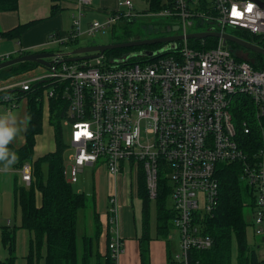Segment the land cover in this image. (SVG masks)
<instances>
[{
    "label": "built area",
    "instance_id": "built-area-1",
    "mask_svg": "<svg viewBox=\"0 0 264 264\" xmlns=\"http://www.w3.org/2000/svg\"><path fill=\"white\" fill-rule=\"evenodd\" d=\"M199 1L166 3L170 6L164 15L176 21L170 25L178 28L176 36L183 40L164 44L151 51V57L134 61L136 54L100 55L59 63L64 53H55L58 56L51 67H42L46 70L42 76L0 84V108L5 112L12 113L19 106L14 91L25 93L36 87L43 92V109L48 113L50 99L56 95L66 103L62 124L70 128L72 148L63 170L67 183L75 184L86 166L100 162L116 184L121 176L130 177L137 170L136 193L141 175L151 201L158 198L163 183L170 188L168 212L178 236L170 264H190L191 252L213 246L204 221L217 205L220 164L241 165L242 179L255 195L254 233L264 235V68L256 70L247 61H238L222 39H217L215 48L204 50L191 48L185 38L193 34L190 29L199 20L207 29L204 32L226 34L230 27L264 38V0H206L204 10L198 9ZM90 4L91 0H76L68 34L60 38L52 34L50 41L63 45L92 37L125 18L114 11L83 28ZM123 5L131 10L133 2L124 0ZM26 53L21 49L15 54ZM9 57L13 55L0 59ZM243 99L248 105H242ZM237 104L243 114L235 110ZM238 131L256 134L261 146L247 155L237 141ZM19 174L28 185L32 163H24ZM119 203L114 191L105 213L107 249L114 264L123 252ZM168 238L172 240V234Z\"/></svg>",
    "mask_w": 264,
    "mask_h": 264
},
{
    "label": "trees",
    "instance_id": "trees-1",
    "mask_svg": "<svg viewBox=\"0 0 264 264\" xmlns=\"http://www.w3.org/2000/svg\"><path fill=\"white\" fill-rule=\"evenodd\" d=\"M8 1L10 4L6 7L1 6L0 9L14 10L16 8L18 0ZM147 2L150 10H165L170 6L166 4L170 0H147ZM2 3V0H0V5H3ZM207 4L206 0H200L198 9L204 10ZM56 12V8L52 7L51 13L55 14ZM119 14L122 16L124 13L120 12ZM123 19V17L120 18V20ZM197 26L204 28L201 20L198 21ZM25 27L18 26L4 36L11 39L19 38ZM114 27L115 25L112 28V32ZM170 27L173 26L168 24L165 30ZM204 29L207 30L206 28ZM231 36L264 49V38L253 36L247 31L243 30ZM136 40H140V37L130 36L129 32H126L123 39H118L113 44ZM217 43L218 40L216 38L188 41L191 48L204 50L215 48ZM158 46L160 47L161 45L108 50L103 55L108 58H117L136 54V57H134V61H136L145 59L143 55L145 49L155 51L159 49ZM226 47L238 61H247L256 70L264 68V56L254 52L252 54L243 53L239 51L242 48L232 42H228ZM46 52L63 53L62 51L54 52L52 50H46ZM240 52L246 57H243ZM0 63H2L1 59ZM39 66L36 63L24 62L1 69L0 83L10 81L27 72V70ZM35 89L25 93L16 90L12 93L17 98V101L26 100L27 116L24 144L18 149H13V152L17 155L14 168L19 170L24 163L29 162L32 163L33 174L32 180L28 185L19 186L17 184L18 179L15 178L14 195L16 205L19 206L21 212L20 222L13 228L4 227L2 231V241L7 247L10 256L5 261L0 262V264H14L15 262V257L11 254L15 250L16 230H24L31 236V250L28 255L30 263L35 261L42 264H91L93 256L89 253V248H85L86 251L81 256V259L79 258L75 228L76 213L85 206L86 197L83 193L73 190L72 184L67 183L63 176L65 165L63 154L67 148V142L64 140L62 122L65 117L66 103L58 95L50 99L49 124L54 131L55 149L53 152L34 160L35 139L42 132L43 120V92L40 91V87ZM243 104L248 105V100L243 99ZM234 107L238 112L243 111L241 104H237ZM240 114H243V112H240ZM237 141L240 148L247 155L255 152L261 146L256 134L247 136L242 134V131H238ZM217 178L219 181L217 205L204 221L205 233L213 239V246L205 251L191 252L190 264H231L233 245L235 248V264H264V259L258 257L256 249L249 245L247 240V229L251 224L246 220L245 209H254L255 195L253 189L242 179L241 165L239 163L220 164ZM138 182L137 193L142 203L141 241H149L148 213L151 200L147 197L141 175ZM170 192V188L163 183L157 198L156 236L163 239H167L172 234L173 216L165 210L164 206V202L170 196ZM96 217L97 214H95ZM108 240L109 238L106 242V249ZM98 258L99 264L102 258L105 264H114L108 249L104 257L100 258L98 256Z\"/></svg>",
    "mask_w": 264,
    "mask_h": 264
},
{
    "label": "crops",
    "instance_id": "crops-1",
    "mask_svg": "<svg viewBox=\"0 0 264 264\" xmlns=\"http://www.w3.org/2000/svg\"><path fill=\"white\" fill-rule=\"evenodd\" d=\"M119 1L121 0H91V4L84 12L83 20L85 25H83L82 22V27L85 28L92 21H100L107 11H111L112 13L116 11L115 8ZM135 1L136 0H132L133 9L135 8ZM141 1H144L148 6L147 0ZM2 2L3 5H0V7H6L10 4L8 0H2ZM52 7H55L57 10L55 14L51 13ZM76 10V0H18L14 10H9L6 8L0 9V56L7 54L16 56L15 53L21 49L27 51L28 54H31L46 52V50H54L59 48L61 45H58L55 41H50L49 36L52 34H56L58 38L66 36L71 28V16L76 12ZM172 23L173 21L170 24ZM18 26H26L19 38L11 39L4 36L6 33L14 30ZM16 80L18 79L13 78L10 81L8 80V82H13ZM4 112V109L1 107L0 113ZM12 113L16 116L17 127L19 128L17 136L9 145V148L13 151V149H18L24 144V131L27 118L24 109H19L13 111ZM40 138H42V136H37L35 139V146L33 149L34 160L43 157L47 153L53 152L55 149L54 142L53 144L45 143L39 148L38 143ZM87 167L97 166L94 165ZM102 167L104 166H100L99 168ZM15 171L19 173V171L14 168V164L7 169H5L2 164H0V226L5 225L4 227H9L11 225L10 221L8 220V217L10 216L9 211H7L6 216L4 215L6 214V210L9 207L10 197L4 193L5 191H2L1 183L4 177H8L7 173ZM109 178L112 179L110 176ZM121 178L125 179V176H122ZM118 195L122 205L121 238L123 243V252L120 255L118 264H170L169 258L173 252L176 251L177 242H173L172 240H169V238L163 239L157 237L156 223L154 229H152V226L149 227V241H141L142 223L141 220H137L136 213L133 210V205H131L132 209L126 206L128 203V194L126 189L122 188V190L118 192ZM135 198L140 201L137 193L135 194ZM37 200L39 201V199ZM129 202L131 203L132 200H129ZM13 203L15 205L14 221L16 222L18 220L16 208L18 205L15 203V198H13ZM3 216H5V218L1 220ZM87 220L89 223V229L86 228L87 232L85 231L86 229H82L79 235L80 242L78 243V249H81L82 253L86 251L85 248H89V253L93 256L95 249L90 239L94 235H97L99 247L97 248L96 252L97 255L102 258L107 253L106 242L108 239V230L105 217L104 219L101 218L100 220L97 217L95 218L94 215L87 217ZM4 227H2L0 230V262L5 261L10 256L7 247L2 241V231ZM251 234L254 238H260V243L257 245V249H259L257 254L260 259H264V235H255L253 227L251 228ZM30 246L31 236L29 233L24 230H16L15 250L13 251L14 253L12 252L11 254L13 257H15L14 264H42L35 261H32V263L29 262L28 255L31 250ZM15 253H17V255H15ZM101 262L102 264H105L103 258L100 260V264Z\"/></svg>",
    "mask_w": 264,
    "mask_h": 264
},
{
    "label": "rangeland",
    "instance_id": "rangeland-1",
    "mask_svg": "<svg viewBox=\"0 0 264 264\" xmlns=\"http://www.w3.org/2000/svg\"><path fill=\"white\" fill-rule=\"evenodd\" d=\"M116 11L123 12L125 18L123 20H120L116 23L114 27V31L112 32V29L109 30H104L102 32H98L92 37H81L77 41L67 43L65 45H61L59 48L54 49L52 51H62L64 54L70 53L71 51L89 46V45H109L113 44L114 41H117L118 39H123L124 36L126 35V32H129L130 36L135 35L139 36L140 40H151V39H156V38H162L161 36L164 34H168V36H175L177 32H171V33H166L165 32V27L168 26L172 21L175 23V20H172L171 18L167 17L164 15L165 10H150L146 3L141 0H136L135 1V8L132 11H129L126 7L123 5V0L119 1L116 5L115 8ZM112 14L111 11H107L103 18H101L100 21H103L106 15ZM83 25L84 20H83ZM175 26V25H174ZM113 28V27H112ZM206 31L204 28H199L196 26V22L194 24V27L190 29L189 33H196V32H204ZM243 30L240 29H234V28H226L225 32L229 35H233L237 32H242ZM162 47L164 44H159ZM152 46V45H151ZM155 46V45H154ZM159 47V46H158ZM159 47V48H160ZM242 48V47H241ZM239 51L243 53H250L252 54L253 51L246 50L244 48L240 49ZM240 52V54H241ZM255 53V52H254ZM243 57H246L245 55L241 54ZM14 57V56H13ZM15 58V57H14ZM10 60V59H9ZM17 65V64H16ZM46 73V70L42 68L41 66L33 68L31 70H27V72H24L20 74V76L15 77L20 78V79H33L38 76H42L43 74ZM25 100H22L19 102L18 108H16L13 111L19 110V109H24L26 112V105H25ZM4 109V107H2ZM27 118V116H26ZM63 126V124H62ZM64 130V140L67 142V148L64 151V161L65 159L70 155L72 152V148L69 145V139H70V128L63 126ZM52 127L49 124V113L46 108L43 109V120H42V132L39 135L42 138L39 139V148L42 147L45 143L48 144H53L54 142V131H53V138H52ZM38 136V137H39ZM95 166L97 167H85L83 173H81L78 176V181L72 185V189L75 190L76 192H81L85 195L86 197V202L85 206L81 208L80 210L77 211L76 217H75V228H76V237H77V244L80 242L79 241V235L82 231V229H86L89 226L87 217L89 216H94L97 214V218L101 220V218L104 219L105 213L107 210L108 206V201L111 196V194L116 191L117 193L123 189H126L127 194H128V203L126 206L128 208H131V205H133V210L136 213V218L137 220H141L142 222V203L138 201L137 198H135V193H136V176L138 174L137 170L132 171V175L129 177L125 175V179H122L120 177L119 181L114 183L113 179L109 178L107 170L105 167L99 168L100 166H103L98 162ZM2 169V168H1ZM19 171V170H18ZM8 177H4L2 181V191H5L4 193L10 197V203L9 207L6 210L9 211L10 216L8 217V220L10 221L11 225L9 226L10 228H13L15 225H18L20 222V208L19 206L17 208V221H14V209L15 205L13 203V198H15L14 195V178H17L18 182L17 184L19 186L24 185L22 182H20V174L18 172H11L7 173ZM139 180V179H138ZM139 183V182H138ZM1 186V185H0ZM130 191V192H129ZM129 200H132L130 203ZM119 202V201H118ZM16 203V202H15ZM158 204V200H152L150 201L149 204V213H148V218H149V227L152 226V229L155 228V223H156V205ZM165 210L168 211V209L171 206V200L169 196L166 198L164 202ZM119 207L121 210V203H119ZM132 209V208H131ZM245 213L247 215L246 220L251 226L248 227V243L251 245L253 248L259 252V249H257L258 243H260V238L259 237H253L251 234V228L253 226V220H252V210L247 208L245 209ZM5 216L1 218L4 219ZM99 216V217H98ZM5 225L0 226V230L2 227ZM89 229V228H88ZM87 232V229L85 230ZM173 239V242L178 241V236L174 231L171 232ZM90 241L93 243L94 247V254L93 257L91 258V264H99L98 256H97V248L99 247V242H98V236L94 235ZM79 258L81 259V256L83 255L84 252L81 253V249H77ZM14 253V252H13ZM17 255V253H15ZM102 264V262H101ZM231 264H235V248L234 245L232 247V260Z\"/></svg>",
    "mask_w": 264,
    "mask_h": 264
},
{
    "label": "water",
    "instance_id": "water-1",
    "mask_svg": "<svg viewBox=\"0 0 264 264\" xmlns=\"http://www.w3.org/2000/svg\"><path fill=\"white\" fill-rule=\"evenodd\" d=\"M246 1V0H242ZM247 1H257V0H247ZM262 7L264 6L261 4ZM178 28L170 27L165 30L166 33L171 32H177ZM187 40H204L206 38H216V39H222L223 46H226L228 42H232L246 50L253 51L257 54H260L264 56V49L260 48L259 46L250 44L248 42H245L241 39H238L234 36H231L229 34H221L217 32H199V33H193L189 34L185 37ZM183 40L182 36H170V37H162V38H156L151 40H136V41H130L125 43H116V44H109V45H89L85 47H81L78 49H75L67 54H62L65 59L59 61L61 63L62 61L70 62V63H76L80 61H88L95 57H98L102 55L105 51L108 50H115V49H125V48H133V47H144V46H151V45H159V44H167V43H174L177 41ZM97 53V54H96ZM135 55V54H131ZM144 56L151 57L153 53L151 51H145L143 52ZM58 55L55 53L50 52H40V53H31V54H25L22 56H17L15 58H12L11 60L5 61L0 64V70L19 64L24 62H31L39 64L42 67L50 68L53 64V59L56 58Z\"/></svg>",
    "mask_w": 264,
    "mask_h": 264
},
{
    "label": "clouds",
    "instance_id": "clouds-1",
    "mask_svg": "<svg viewBox=\"0 0 264 264\" xmlns=\"http://www.w3.org/2000/svg\"><path fill=\"white\" fill-rule=\"evenodd\" d=\"M18 132L16 116L10 112L0 113V164L5 169L17 161V155L9 148V145Z\"/></svg>",
    "mask_w": 264,
    "mask_h": 264
},
{
    "label": "bare ground",
    "instance_id": "bare-ground-1",
    "mask_svg": "<svg viewBox=\"0 0 264 264\" xmlns=\"http://www.w3.org/2000/svg\"><path fill=\"white\" fill-rule=\"evenodd\" d=\"M132 10H133V7H132V9L129 10V11H132ZM226 46H227V45H226ZM96 54H97V53H96ZM103 54H104V53H103ZM103 54H102V55H103ZM2 56H4V55H2ZM137 58H138V57H137ZM9 59L11 60L12 58L9 57L8 59H4V60H1V61H2V63H3V62H5V61H8ZM0 64H1V63H0ZM156 200H157V199H156Z\"/></svg>",
    "mask_w": 264,
    "mask_h": 264
},
{
    "label": "flooded vegetation",
    "instance_id": "flooded-vegetation-1",
    "mask_svg": "<svg viewBox=\"0 0 264 264\" xmlns=\"http://www.w3.org/2000/svg\"><path fill=\"white\" fill-rule=\"evenodd\" d=\"M161 37H169V36H168V34H164V35H162ZM145 51H151V50H149V49H145Z\"/></svg>",
    "mask_w": 264,
    "mask_h": 264
}]
</instances>
